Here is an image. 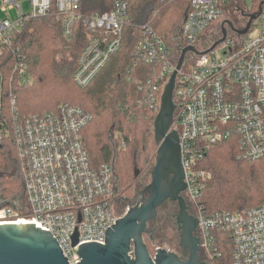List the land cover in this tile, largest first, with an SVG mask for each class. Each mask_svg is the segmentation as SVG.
<instances>
[{
	"label": "built area",
	"instance_id": "built-area-1",
	"mask_svg": "<svg viewBox=\"0 0 264 264\" xmlns=\"http://www.w3.org/2000/svg\"><path fill=\"white\" fill-rule=\"evenodd\" d=\"M23 1L27 10L20 0H0V142L9 137L15 142L22 185L18 196H0V224L24 219L47 230L67 264H77L78 246L104 244L107 229L127 212L116 205L120 188L114 159L91 165L82 133L92 114L79 106L61 104L27 117L17 113L15 83L24 85L27 75L16 38L29 21L49 14L60 22L66 39L74 24L89 26L92 34L72 75L73 82L85 88L121 46L127 2L111 0V11L84 14L80 0ZM226 1L189 0L173 48L144 26L132 65L153 66L143 87L150 107L158 112L161 92L182 49L196 50L185 54L174 78L172 129L178 132L183 194L195 209L199 251L208 264L217 261L222 252L216 235L226 234L231 239L230 264H264V205L208 213L198 203L212 180L204 166L212 146L231 142L242 160L264 166V0H257L259 15L245 35L227 26L225 40L203 53L222 37L218 31L209 40L203 38L224 14ZM119 139L123 148L126 142Z\"/></svg>",
	"mask_w": 264,
	"mask_h": 264
},
{
	"label": "trees",
	"instance_id": "trees-1",
	"mask_svg": "<svg viewBox=\"0 0 264 264\" xmlns=\"http://www.w3.org/2000/svg\"><path fill=\"white\" fill-rule=\"evenodd\" d=\"M126 2L127 24L122 28L121 46L85 88L77 86L72 75L79 52L92 34L90 27L76 23L72 36L66 39L62 25L50 14L29 21L16 42L31 83H15L14 91L21 117L44 114L61 104L76 105L93 114L82 133L90 163L99 167L114 159L119 188L133 183L136 172L143 170L156 147L153 120L157 112L150 107L143 87L153 66L132 65L142 28L148 27L155 35L163 36L172 47L173 32L190 8L189 0ZM256 4L258 11L260 4ZM111 8V0H80L84 14H100ZM114 133H120L125 140L123 148L112 139ZM238 152L231 142L210 148L204 166L211 172L212 180L198 202L205 212H234L264 205V166L242 160ZM21 186L15 142L11 137L5 138L0 142V195L14 198ZM216 237L222 256L213 263L230 264V237Z\"/></svg>",
	"mask_w": 264,
	"mask_h": 264
},
{
	"label": "water",
	"instance_id": "water-1",
	"mask_svg": "<svg viewBox=\"0 0 264 264\" xmlns=\"http://www.w3.org/2000/svg\"><path fill=\"white\" fill-rule=\"evenodd\" d=\"M258 15L259 13L250 14L243 29H235L231 21L223 22L220 29L222 37L203 53L225 40L227 35L225 24L236 34L245 35ZM189 50L196 52L193 47L182 49L176 69L163 87L159 110L153 120L156 149L150 183L143 190L147 197L134 208L128 209L118 221H115V225L107 229L104 244L92 242L79 245L76 252L81 260L77 264H207L199 260V238L195 236L198 228L197 219L189 214L185 200L180 195L186 189V185L180 165L178 132L172 129L175 110L172 94L174 78ZM171 173L175 175L176 186L166 181V177ZM166 200L178 204L176 224L180 246L189 252L186 260H179L175 253L162 248L155 249V254L151 255L144 242L146 223L156 218L157 208ZM0 264H67V262L58 243L47 230L37 228L33 223L20 225L5 223L0 224Z\"/></svg>",
	"mask_w": 264,
	"mask_h": 264
},
{
	"label": "flooded vegetation",
	"instance_id": "flooded-vegetation-1",
	"mask_svg": "<svg viewBox=\"0 0 264 264\" xmlns=\"http://www.w3.org/2000/svg\"><path fill=\"white\" fill-rule=\"evenodd\" d=\"M237 10L240 11V9H237ZM239 13H240V17H239L240 21L237 22V26L233 25L235 29H241L247 23L248 16L250 14H255L256 12H250L244 8V9H241ZM153 164H154V161H151V158H150L145 163L143 170H141L140 172H136L134 180L132 181L133 183L127 188H120V195H119V198L116 200V205L118 209L121 207V209L127 211L130 208H134L137 204H140L143 201V199L147 197L146 192H143V190L145 189V187L148 186V183H150L149 180H150V174L153 168L152 167ZM166 181H168V183L172 184L173 186L177 185L176 180H175V175L173 173L169 174L166 177ZM180 195H182L187 205V199L185 195L183 193H181ZM187 207L189 206L187 205ZM178 212H179V209H178L177 202L172 201V200L164 201V203L160 207L157 208L156 218L146 223L147 232L146 234L143 235V237L148 236V238H151L149 236L151 235V233H154V231L158 227L157 221L159 220L170 221L171 224L174 225L175 231L179 237L178 225L176 224V216ZM189 214L192 216L194 215V213L191 214L190 211H189ZM160 215L162 216L159 217ZM195 236L197 237V233L195 234ZM179 244H180V240H179ZM175 254L178 256L179 260H186L188 258L189 252H188V249H183V247L180 246L178 252ZM203 258L204 256L202 257L201 253L199 252V260L204 261Z\"/></svg>",
	"mask_w": 264,
	"mask_h": 264
},
{
	"label": "rangeland",
	"instance_id": "rangeland-1",
	"mask_svg": "<svg viewBox=\"0 0 264 264\" xmlns=\"http://www.w3.org/2000/svg\"><path fill=\"white\" fill-rule=\"evenodd\" d=\"M237 1H243V7L245 6L246 9L250 12H255L257 9V1L256 0H227L224 4L225 7V11L224 14L216 21V23L210 28V30H208L205 34H204V40H209L211 38H213L216 35V32L220 31V27L222 25L223 22L225 21H231L232 24L234 26H237V22L240 21L239 17H240V11L243 8L242 5H240L239 2ZM20 5L23 7L24 10H27L28 7V2H25L23 0H20ZM237 9H240V11H238ZM257 12V11H256ZM1 15H3L2 12H0ZM258 21V19L256 20ZM182 22V21H181ZM181 22L178 23L177 27L175 28L174 32H173V47H175V43L177 41V34L179 32V28L181 25ZM258 23V22H255ZM225 28L227 29V25H225ZM228 31V30H227ZM27 83L26 81L24 82V85L29 84L30 85V78L27 77ZM93 115V114H92ZM93 117V116H92ZM119 138L120 137V133H114L113 134V138L117 141V143L119 144ZM118 147V145H117ZM156 149V147H155ZM155 151V150H154ZM153 151V155L151 156V158L154 156L155 152ZM153 161H154V157H153ZM186 199H187V205L189 206L188 209L191 212V214L195 213V209H192V207H190V201L187 198V196L185 195ZM119 211L123 210L121 209V207L118 209ZM162 215H160L159 217H161ZM161 219V218H159ZM158 227L156 228V230L154 231V233H151V235L148 238V236H144V242L146 244V246L148 247L149 250V254L154 255V251L157 248H162V249H166L170 252H175L177 253L179 250V240L180 238L178 237V234L175 231V227L173 224H171L170 221L168 220H164V221H157ZM200 252V251H199ZM201 253V252H200ZM202 255V253H201ZM203 257V255H202ZM204 262L208 264V262L206 261L205 257L203 258ZM211 264H214L213 262Z\"/></svg>",
	"mask_w": 264,
	"mask_h": 264
},
{
	"label": "bare ground",
	"instance_id": "bare-ground-1",
	"mask_svg": "<svg viewBox=\"0 0 264 264\" xmlns=\"http://www.w3.org/2000/svg\"><path fill=\"white\" fill-rule=\"evenodd\" d=\"M13 224H17V225H20V224H28L27 221H25L24 219H20L18 222H15Z\"/></svg>",
	"mask_w": 264,
	"mask_h": 264
}]
</instances>
